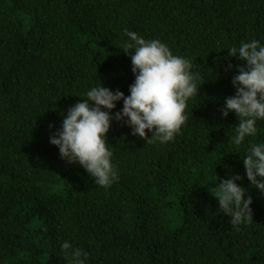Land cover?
Segmentation results:
<instances>
[{"label":"trees","instance_id":"trees-1","mask_svg":"<svg viewBox=\"0 0 264 264\" xmlns=\"http://www.w3.org/2000/svg\"><path fill=\"white\" fill-rule=\"evenodd\" d=\"M126 28L189 58L202 85L166 144L111 121L119 178L101 187L49 137L91 86L129 94ZM252 38L264 43V0H0V264H67L64 240L86 264H264V195L244 172L247 142L229 141L238 117L220 113L244 63L226 48ZM235 173L253 201L239 229L213 196Z\"/></svg>","mask_w":264,"mask_h":264},{"label":"clouds","instance_id":"clouds-1","mask_svg":"<svg viewBox=\"0 0 264 264\" xmlns=\"http://www.w3.org/2000/svg\"><path fill=\"white\" fill-rule=\"evenodd\" d=\"M124 36L120 48L130 55L135 76L129 94L113 91L101 82L91 86L80 96L83 99L63 114L61 127L49 137V142L58 147L61 159L81 165L101 187H108L119 178L106 140L111 121H123L133 135L149 144H166L185 124L188 101L198 95L202 85V76L192 71L191 60L173 54L159 38L145 39L127 28ZM226 49L229 56L244 63L232 77L235 95L225 97L220 113L227 117L232 112L238 117L229 141L237 147L247 142L242 157L244 172L250 186L264 195V140L252 139L260 131L258 121H264V43L252 38ZM119 101L123 107L113 114ZM243 179L238 173L219 179L212 194L218 201L217 211L228 216L237 229L252 221V197L246 196L248 189L238 183ZM60 249L67 264H86L87 252L74 248L67 240L61 242Z\"/></svg>","mask_w":264,"mask_h":264}]
</instances>
